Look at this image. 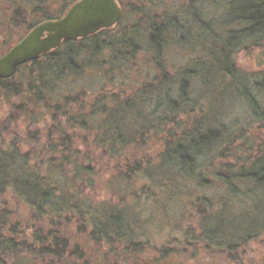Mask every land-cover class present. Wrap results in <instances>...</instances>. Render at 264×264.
<instances>
[{"label":"trees","instance_id":"obj_1","mask_svg":"<svg viewBox=\"0 0 264 264\" xmlns=\"http://www.w3.org/2000/svg\"><path fill=\"white\" fill-rule=\"evenodd\" d=\"M1 1L4 10L0 11V42L5 46L0 48V56L34 26L61 18L79 0H64L56 13L50 6L56 0ZM115 1L122 15L113 28L76 41H64L57 49L19 67L13 77L0 80V108L6 107L8 115L15 116L24 125L21 130L16 126V136L12 132L5 134L6 140L1 138L4 144L0 145V196L8 194L20 208L14 213L0 210V264H88L82 245L71 238L72 221H75L77 234H83L86 229L87 241L97 243L99 251L104 249L102 264H115L117 257L129 258V253L139 254L136 258L144 260L142 245H147V241H140L130 229L129 219L133 217L126 209L128 205L116 210L111 204L97 203L83 193L93 186L94 170L101 162L115 174L111 176L113 183L140 179L141 190L147 194H144L145 199L152 201L151 207L156 205L159 195L168 190L167 186L173 188L189 182L200 187L219 182L232 195L241 191L240 185L247 188L244 195L249 199L258 196L264 199V143L240 146L245 157L243 163L222 165L214 172L213 158L224 160L235 154L231 150L233 140L229 138L228 128L220 126L213 115L217 116L221 110L209 116L202 113L204 109L200 107V124L191 130L185 129L188 125L180 127V122L174 119L180 112L184 114L187 103L191 105L187 90L194 80L200 86L199 101L206 107L211 86L216 82L231 98L240 97L256 122L264 123V73L259 80H253L237 70L232 61L235 51L264 44V0H227L225 13L227 19L234 22L235 29L227 30L225 39L219 43L214 38L218 37L215 32L211 40L208 23L198 30L197 12L190 15L193 24L186 23L190 22L187 18L180 24L176 17L167 15L157 18L158 22L153 21L149 47L163 71L166 67L162 66L161 54L172 36L168 34L170 27H175L180 33L179 39L183 40L185 28L191 32L194 25L195 31H201L207 42L198 59L173 77L163 74L165 79L156 87L138 89L131 97L130 93L115 94L102 86L91 92L89 87L76 90L71 82L82 78L88 70H98L107 77L119 72L122 63L133 60L138 54L136 35L117 28L124 8L121 1ZM126 1L137 7L136 2L143 0ZM201 3L204 0L198 1L199 5ZM196 4L193 3L192 9ZM175 77L177 80H173ZM107 80L112 82L113 78ZM175 81L178 89L174 96L169 94V86ZM161 95L165 99L157 97ZM151 99L157 102L153 110H149ZM210 122L215 126H206ZM76 128L92 138L93 152L83 154L74 148ZM151 138L158 140L156 156L147 160L144 154L140 160L133 155L129 157V149L139 151ZM53 141L58 143L52 144ZM222 144L228 147L221 150ZM35 147H46V151L39 153ZM57 161L60 164L54 165ZM160 173L166 176L157 181ZM206 173L213 176V181L205 179ZM55 174L63 178L69 176L64 189L54 182ZM224 210L230 216L235 214L232 208H221L209 217L201 213L203 219L199 226L205 238L202 245L200 240L186 233L177 242V248H183L184 252L201 247L204 251L231 253L247 242L249 234L257 236L263 231L264 223L236 240L226 239L222 227L227 218L221 217ZM151 258L152 264H158L157 258ZM147 260L144 262L148 264Z\"/></svg>","mask_w":264,"mask_h":264},{"label":"rangeland","instance_id":"obj_2","mask_svg":"<svg viewBox=\"0 0 264 264\" xmlns=\"http://www.w3.org/2000/svg\"><path fill=\"white\" fill-rule=\"evenodd\" d=\"M63 1L56 0L50 4L55 13L59 11ZM119 1L123 4L124 13L123 19L121 18L122 21H120L117 28H125L126 33L130 31L131 34L136 35L138 54L133 60H129L124 64L122 63L119 72H115L113 75L107 77H104L103 73L98 70H88L82 78L71 82V87H74L76 90H80L81 88L85 90V88L89 87L88 91L91 92L98 90L102 86L105 90L115 94L130 93L131 97L138 89H144L146 86L156 87L158 82L165 79L162 76L163 74L166 73L168 76L173 77L192 60L198 59L201 56L202 48L207 46L205 35L201 31L198 32V30L199 28L203 29L202 27L206 23L211 28V40L214 32L218 34V37H214L218 43L225 39L227 30L235 29L234 22L228 20L225 13L227 11L225 8L227 0H204V3L200 5L198 4L199 0H143L142 2H136L137 7L134 4L132 7L126 0ZM195 2L197 4L192 9V5ZM1 3L2 1L0 0ZM0 8L2 13L4 5L1 4ZM192 12H197L198 19L200 20V23H197V31L193 28L194 25L191 32H188L185 28L186 33L182 34L184 38L180 40V33H177L179 31L175 27L169 28L168 34L172 36L168 39L169 43L163 48L161 54L162 66L166 67L167 72L165 69L163 71L154 51L149 47L148 36L150 34V25L153 21L158 22L157 18H162L164 15L176 17L180 24L182 23V19L187 18V21L190 22L186 23L193 24L190 18ZM29 19L32 20L33 17ZM186 23H184V27H186ZM202 31L204 32L205 30ZM200 34L202 37H200ZM181 41L182 43H180ZM4 46V42L1 41L0 48ZM232 61L235 68L242 74L249 75L251 78L253 77V80H259L261 78L260 75L264 73V44L260 47L249 46L246 50L240 49L235 51ZM109 77L113 78L112 82L107 80ZM174 79L177 80V77ZM192 81L193 85L187 90V98L190 100L191 105L187 103L184 108V114L180 112L178 116H174V119L177 118L176 122H180V127L188 125L185 129L191 130L193 126L200 124L198 121L201 115L199 113L200 107L204 109L202 113L208 115H212L216 110H221V113H218L217 116L215 113L213 115L216 118L215 121L220 126L224 125L228 128L229 138L233 140V145L230 147L235 154L234 156H226L224 160L213 158L211 160L213 161V170L216 172L222 165L232 166L236 163L242 164L243 162L241 161L245 157L240 146L262 145L264 143V123L260 124L256 122L242 99L240 97L231 98L228 92L220 89L221 86L219 84L216 85V82L211 86V96L208 100L206 99L208 105L206 107L205 103L203 104L199 101L201 98L200 86L196 81ZM169 87L171 88L169 94L175 96L178 89L176 81ZM232 92V95H235L233 90ZM157 97L165 99L163 95ZM156 99L149 101V110L154 109L155 103H157ZM166 112L165 115L168 114ZM169 115L171 116V114ZM188 115H191L189 119ZM7 121L10 123L8 124ZM208 125L213 126L214 123L210 122L206 126ZM16 126L20 130L24 127L22 123L17 121L15 116L10 117L6 107L2 105V108H0V145L4 144L1 138L5 139L6 133L12 134L13 132L16 136ZM73 133L76 136L73 140L75 149L83 154L85 152H93L92 138L90 136L77 130V128ZM56 143L58 141H53L52 144ZM223 146L224 144L220 145L219 148L222 150L228 147V145ZM158 147V140L151 138L146 145L138 148L139 151H131L129 149V157L133 155L134 157L136 156V159L140 160L141 154H144L147 156L145 160L152 159L156 156V149ZM36 148L39 153L42 150L46 151V147H39V149L35 147V150ZM214 152L216 150L212 153ZM238 158L241 160L237 161L236 159ZM59 164V161L54 162V165ZM113 175L115 174H112L111 168L105 162H101L95 167L93 186L84 189L83 193L89 195L90 200L97 203L105 202L111 204L116 210L123 209L124 206L128 205L126 209L130 211V215L133 217L129 219L130 229L134 231L133 233L136 234V237L140 241H147V245H142L141 258L144 260L148 259V264H152L153 259L151 257L157 258L155 262L158 264H264V229L257 236H255L256 233L254 235L249 234L250 238L236 252L204 251L201 247H199V250L191 251L187 249L185 250L187 252H184L183 248H177V242L186 233L192 234L195 239L200 240V245H202L201 243L205 238L203 237L201 226H199L200 221L203 219V216H214L215 212L221 208H232V212L235 213L233 216H230L224 210L225 213L221 215V217L227 218L224 221L226 225L222 227L226 239L231 237L233 240H236L238 237L255 230V228H260L261 224L264 223V199L259 196L249 199V197L244 195L247 192V188L244 187V189L243 186L236 184V186L240 187L241 191H237L236 195H232L219 182H210V185L206 187H200L195 182H189L178 187L174 186L173 188L167 186L168 190L165 193H161L162 196L159 195L160 198H158L156 205L151 207L150 202L152 201L145 199L147 194L142 192L141 187L143 184L139 182V178L137 182L134 180L126 183L125 180H117L113 183L111 177ZM157 176L160 179L157 181H161L166 174L160 173ZM66 177L69 178V176ZM66 177L63 178L59 174L53 176L54 182L57 183L60 189L63 188L65 183L69 182ZM204 177L207 181H213V176L208 173ZM154 187H157V185L154 184ZM155 191L158 193L157 189ZM16 205L18 208H16ZM19 208L18 203L8 194L0 196V210L3 209L14 213ZM202 212L203 216L201 215ZM229 212L231 213L230 210ZM72 222L74 223L72 224L74 226L71 227L72 232H70L72 240L82 245L85 257L88 259V264H100L101 258L104 256V249L99 251L97 246H95L97 243L87 241L86 236L88 231L86 229H83V234H77L75 221ZM149 245H151L150 248ZM161 254H164V256L161 257ZM137 255L139 254L129 253V258L117 257L114 262L117 264H145L146 262L139 259L140 257L136 258ZM159 256L160 258H158ZM97 258L99 259L97 260Z\"/></svg>","mask_w":264,"mask_h":264},{"label":"water","instance_id":"obj_3","mask_svg":"<svg viewBox=\"0 0 264 264\" xmlns=\"http://www.w3.org/2000/svg\"><path fill=\"white\" fill-rule=\"evenodd\" d=\"M122 10L115 0H79L59 19L34 26L0 56V80L13 77L19 67L57 49L64 41H76L113 28Z\"/></svg>","mask_w":264,"mask_h":264}]
</instances>
